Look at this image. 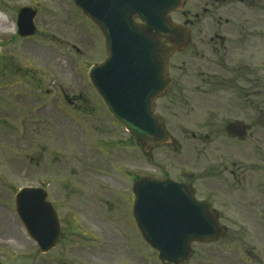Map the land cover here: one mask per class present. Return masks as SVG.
<instances>
[{
  "label": "rangeland",
  "instance_id": "374dc122",
  "mask_svg": "<svg viewBox=\"0 0 264 264\" xmlns=\"http://www.w3.org/2000/svg\"><path fill=\"white\" fill-rule=\"evenodd\" d=\"M28 6L40 11L36 19L38 32L27 40L14 39L17 12ZM0 21L4 26L0 30V57L4 59L0 58V62L15 63L18 69L10 73L15 75L14 81L20 83L2 93H20L21 97L16 98L20 101L15 118L21 115L23 121L24 116L30 114L31 123L28 126L21 122L19 129H13L0 120V248L5 250V264H34V256L39 255L36 243L15 212V193L24 187H46L64 221L75 215L102 222L96 242H92L91 237L82 241L79 235H70L60 240L53 258L61 259L62 251L68 250V264H123V261L162 264L157 251L128 234L133 220L122 192L123 187L128 189L129 186L123 170L153 178L167 174L172 179H182L185 173H192L197 179V197L201 199L209 190L224 194L225 190L218 185L232 180L227 172L217 176L219 180L210 178V174L215 173L211 172V164L236 162L237 153L252 152L256 144L249 141L240 146L227 140L223 131L226 120L217 107L221 104L220 95L214 96L211 113L218 139L212 144L192 140L191 134L201 129L190 108L189 80L184 77L186 92L180 100L177 96L173 98L175 91H171L168 99L157 102V112L165 119L175 143L157 147L145 157L134 140H129L127 131L107 112L89 82L90 67L106 59L104 42L93 23L83 17L70 0H0ZM190 53L188 50L183 56H175L172 65L186 68L189 73ZM63 94L74 101V105H69ZM168 100L173 103L170 107ZM209 185L217 188L210 189ZM107 201L110 203L106 204ZM223 203L220 199L215 207L235 221L237 202H230L234 208L228 209L223 208ZM225 226L237 232L236 223ZM119 232L126 236L124 240L120 237L122 243L119 241L122 253H117L116 259L95 258L94 248L101 252L114 240L112 235ZM209 248L208 244L194 243L188 264H206ZM12 255H16L15 262L9 259ZM36 261V264H46L41 255Z\"/></svg>",
  "mask_w": 264,
  "mask_h": 264
},
{
  "label": "flooded vegetation",
  "instance_id": "af4514ba",
  "mask_svg": "<svg viewBox=\"0 0 264 264\" xmlns=\"http://www.w3.org/2000/svg\"><path fill=\"white\" fill-rule=\"evenodd\" d=\"M181 1L182 9L172 13L171 19L182 26L180 27L182 36L185 34L188 43L183 51L172 55L167 75L173 80V84L157 102L168 99L171 91H175L173 98L177 96L180 100L186 92L182 82V79L186 77L190 87V108L201 129L191 134L192 140L212 144L218 139L219 133L213 128L211 113L214 108L212 105L214 96L220 95L221 104L217 107L226 120L223 131L227 140L240 146L246 145L249 141L256 144L252 152L242 150L237 153L235 156L238 161L236 162L228 164L224 161L220 164H211V172L215 171V173L210 174V178L219 180L217 176L227 172L232 180L229 184L218 185L225 190L224 194H216L215 190H209L208 195L200 199L210 204L219 223L226 230L221 241L207 243L210 252L205 261L206 264H264V0ZM135 20L137 24L142 23L138 18ZM94 27L105 45L100 25L95 23ZM188 50L191 51V62L189 73H186V68H183L184 71L174 67L172 59L175 56H183ZM2 57L0 58L4 59ZM182 63L184 64V61ZM0 67L1 123L8 124L13 129H19L21 122L31 126L29 112L28 116H24L23 121H21V115L15 118L16 106L20 101L16 98L21 97L20 93L10 91L7 94L2 93L6 88L13 89L20 86V83L14 81L15 75L10 73L18 69L17 66L13 61L9 64L4 60L0 62ZM177 71L182 72L177 73ZM33 92H36V88H33ZM61 96L69 105H74V101L68 99L66 95ZM168 102L169 107L173 105L170 100ZM17 118L20 120H16ZM234 122H241L249 127L246 132L243 131V137L229 134L228 126ZM17 132L19 134L20 130ZM129 140L132 141L131 138ZM219 167L221 169H218ZM123 176L129 182V186L128 189L123 187L122 192L125 193L123 196L131 208L130 215L133 220L130 223L128 234L142 240V233L132 214L133 185L146 175L126 171ZM174 180L192 184L195 188L194 195L198 196L199 190L195 187L196 176L189 174L182 179L175 178ZM209 186L210 189L217 188L215 185ZM220 199L224 201V209L232 207L230 202H237L238 216L235 221L215 207ZM109 203L106 202V204ZM60 219L61 239H68L70 235L77 234L82 241L91 237L92 241L96 242L100 237L102 222L92 217L82 218L74 215L67 221ZM231 223L237 224L236 233L225 226ZM116 236L112 235L114 240L107 243L106 247H109L107 251L106 247L101 252L97 251L99 248H94L95 258H99L98 256L115 257L117 253H122L119 249L120 242L122 243L126 236L122 232ZM142 247L143 244H140V248ZM55 250L47 255H41L42 260L46 264H68V250L62 251L61 259L52 257ZM4 255L5 250L0 248V264H5ZM15 256L12 255L9 258L11 262L16 261ZM38 257L40 255L34 256V264L37 263ZM111 261H114V258ZM122 263L128 264L127 261Z\"/></svg>",
  "mask_w": 264,
  "mask_h": 264
},
{
  "label": "water",
  "instance_id": "95a60500",
  "mask_svg": "<svg viewBox=\"0 0 264 264\" xmlns=\"http://www.w3.org/2000/svg\"><path fill=\"white\" fill-rule=\"evenodd\" d=\"M73 1L101 25L107 42L106 62L92 67L89 77L108 111L135 138L143 153L171 144L164 121L156 114L155 102L171 84L166 77L169 57L186 45L183 37L176 38L179 29L169 18L180 0ZM36 14L28 8L20 12V36L35 34ZM135 16L144 24H135ZM164 38L172 46L162 43ZM247 128L237 122L230 124L228 131L243 137ZM134 192V216L146 241L160 252L163 262L186 264L193 242L217 241L224 233L209 205L195 199L190 185L146 179L136 183ZM16 211L43 254L57 247L60 225L44 189L20 190Z\"/></svg>",
  "mask_w": 264,
  "mask_h": 264
},
{
  "label": "bare ground",
  "instance_id": "6f19581e",
  "mask_svg": "<svg viewBox=\"0 0 264 264\" xmlns=\"http://www.w3.org/2000/svg\"><path fill=\"white\" fill-rule=\"evenodd\" d=\"M3 27L4 26H3L2 22L0 21V30H2Z\"/></svg>",
  "mask_w": 264,
  "mask_h": 264
}]
</instances>
